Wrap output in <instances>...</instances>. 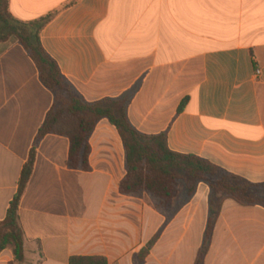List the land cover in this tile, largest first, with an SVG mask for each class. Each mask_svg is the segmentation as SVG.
<instances>
[{
	"label": "crops",
	"instance_id": "1",
	"mask_svg": "<svg viewBox=\"0 0 264 264\" xmlns=\"http://www.w3.org/2000/svg\"><path fill=\"white\" fill-rule=\"evenodd\" d=\"M10 13L24 23L55 14L43 49L87 103L132 95L138 133L166 134L171 152L264 183V0H10ZM53 105L24 48L0 44V222ZM90 148V172L73 171L69 140H42L19 210L25 264H195L220 204L211 189L199 184L187 200L181 188L165 217L148 197L120 193L126 151L108 120ZM205 264H264V208L222 203Z\"/></svg>",
	"mask_w": 264,
	"mask_h": 264
},
{
	"label": "trees",
	"instance_id": "2",
	"mask_svg": "<svg viewBox=\"0 0 264 264\" xmlns=\"http://www.w3.org/2000/svg\"><path fill=\"white\" fill-rule=\"evenodd\" d=\"M55 14L38 21L24 23L10 13V0H0V44L12 39L24 48L35 63L42 84L52 93L54 105L38 131L29 159L24 165L18 191L10 203L7 217L0 222V254L11 250L12 264H25V234L21 226L19 210L36 163L37 150L47 136L67 138L70 142L67 167L73 171L90 172V138L102 120H108L117 128L126 151L127 175L120 184V193L131 198L148 197L154 209L165 217L173 213L174 202L180 189L191 199L199 184L208 186L219 199L217 210L211 217L204 244L198 252L195 264H205L220 206L231 201L242 207L264 208V183L253 184L228 173L212 163L195 157L171 152L167 135L145 136L131 125L127 110L132 95L119 100H103L89 104L68 83L57 63L46 53L41 43V33ZM185 103L179 112L184 109ZM155 242H152L139 257L143 261ZM70 264H108L103 258L76 257Z\"/></svg>",
	"mask_w": 264,
	"mask_h": 264
},
{
	"label": "built area",
	"instance_id": "3",
	"mask_svg": "<svg viewBox=\"0 0 264 264\" xmlns=\"http://www.w3.org/2000/svg\"><path fill=\"white\" fill-rule=\"evenodd\" d=\"M260 74H261L260 70L256 71V75H260Z\"/></svg>",
	"mask_w": 264,
	"mask_h": 264
}]
</instances>
